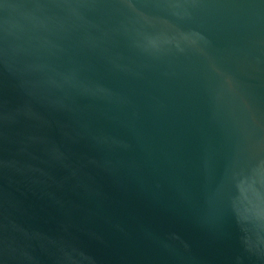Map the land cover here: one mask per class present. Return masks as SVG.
<instances>
[{
	"label": "water",
	"instance_id": "water-1",
	"mask_svg": "<svg viewBox=\"0 0 264 264\" xmlns=\"http://www.w3.org/2000/svg\"><path fill=\"white\" fill-rule=\"evenodd\" d=\"M257 236L264 0H0V264H264Z\"/></svg>",
	"mask_w": 264,
	"mask_h": 264
},
{
	"label": "clouds",
	"instance_id": "clouds-1",
	"mask_svg": "<svg viewBox=\"0 0 264 264\" xmlns=\"http://www.w3.org/2000/svg\"><path fill=\"white\" fill-rule=\"evenodd\" d=\"M190 36H191L194 43H199V42H205L206 43L204 37L198 33H190ZM244 242L248 246L249 250H251L253 248L258 247L261 244H264V238L257 236L255 240L249 238V239H246Z\"/></svg>",
	"mask_w": 264,
	"mask_h": 264
}]
</instances>
